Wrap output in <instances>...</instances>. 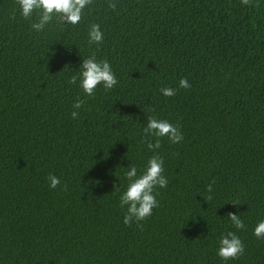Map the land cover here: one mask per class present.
<instances>
[{
	"label": "trees",
	"instance_id": "obj_1",
	"mask_svg": "<svg viewBox=\"0 0 264 264\" xmlns=\"http://www.w3.org/2000/svg\"><path fill=\"white\" fill-rule=\"evenodd\" d=\"M35 19L0 0V264H264L253 235L264 219V0H90L75 26L54 19L36 32ZM90 56L118 83L86 97L69 78ZM149 109L183 140L161 138L159 207L125 225L123 167L153 155ZM227 231L244 253L225 262Z\"/></svg>",
	"mask_w": 264,
	"mask_h": 264
},
{
	"label": "clouds",
	"instance_id": "obj_2",
	"mask_svg": "<svg viewBox=\"0 0 264 264\" xmlns=\"http://www.w3.org/2000/svg\"><path fill=\"white\" fill-rule=\"evenodd\" d=\"M248 0H242L247 3ZM90 0H16L19 14L24 19H31L35 13V22L31 23V28L36 32L45 30L54 19L64 24L77 25L85 7ZM115 7V5H112ZM13 18H15L13 16ZM104 33L99 24H92L88 30L87 42L89 45L100 44L103 41ZM70 84L79 87L86 97L95 95L96 89L102 87L104 90L113 89L118 81L113 71L112 65L106 59H97L95 56L83 58L78 71L69 78ZM179 88H189L190 84L186 78H181L178 82ZM177 89L172 87H162L160 92L165 97L176 94ZM84 101L77 99L73 104L74 111L71 112L73 119L78 118L79 110ZM146 115V125L143 128L145 137L155 138V142L147 143V148L153 152L143 166L138 171L135 164L130 163L124 172L127 184L124 190L119 193V205L125 209L124 224L130 225L133 222L139 223L151 216L153 209L159 207L157 200L158 189L166 188L168 179L164 175V160L156 153V149L161 147V138L166 137L172 144H177L183 140V134L179 127L170 123L167 119H158L155 116L147 115L149 110H142ZM50 188H56L60 184V179L49 174L47 177ZM207 191H213L212 184H208ZM227 218L233 227L239 231L246 228L244 221L239 214L229 212ZM253 235L257 239H264V219L259 220L253 229ZM244 253V244L236 231L221 233L217 238L216 255L221 260L227 262L235 260Z\"/></svg>",
	"mask_w": 264,
	"mask_h": 264
}]
</instances>
